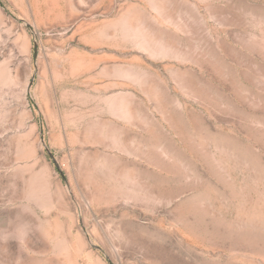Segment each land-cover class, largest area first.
Instances as JSON below:
<instances>
[{
    "label": "rangeland",
    "instance_id": "374dc122",
    "mask_svg": "<svg viewBox=\"0 0 264 264\" xmlns=\"http://www.w3.org/2000/svg\"><path fill=\"white\" fill-rule=\"evenodd\" d=\"M0 264H264V0H0Z\"/></svg>",
    "mask_w": 264,
    "mask_h": 264
}]
</instances>
